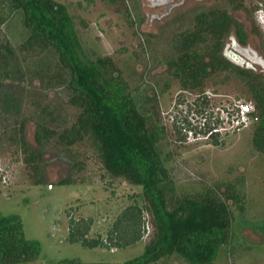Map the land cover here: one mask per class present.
Listing matches in <instances>:
<instances>
[{
    "label": "rangeland",
    "instance_id": "374dc122",
    "mask_svg": "<svg viewBox=\"0 0 264 264\" xmlns=\"http://www.w3.org/2000/svg\"><path fill=\"white\" fill-rule=\"evenodd\" d=\"M56 1L71 16L84 52L92 59L110 57L107 76L121 79L158 126V148L173 181L169 194L224 196L232 184L243 196L227 200L231 235L213 264H264V152L251 141L255 120L247 115L254 109L248 89L228 70L207 79L202 91L184 89L170 65L182 36L194 29L195 14L229 8L228 0ZM229 10L248 34L244 63L235 65L264 78V0H242L240 9ZM27 35L21 11L0 23V211L19 214L26 237L41 244L36 259L11 264L65 258L124 262L139 256L153 232L147 213L146 232L134 244L112 249L68 240L70 218H91L88 236L106 237L126 206L143 204L142 187L111 174L91 136L70 146L54 138L38 144L39 125L60 130L72 124L79 109L68 103L66 72L55 53L29 46ZM234 41V31L224 37L227 58L235 56ZM200 48L206 51L211 44ZM209 126L218 127V143ZM23 141L40 153L37 170L25 161ZM67 177L73 183H58ZM37 178L43 182L35 184ZM151 264L188 263L175 254Z\"/></svg>",
    "mask_w": 264,
    "mask_h": 264
},
{
    "label": "trees",
    "instance_id": "16d2710c",
    "mask_svg": "<svg viewBox=\"0 0 264 264\" xmlns=\"http://www.w3.org/2000/svg\"><path fill=\"white\" fill-rule=\"evenodd\" d=\"M229 8L238 10L242 0H228ZM229 8L214 7L195 14L194 29L181 38L177 57L170 62L182 88L203 90L207 79L221 71H231L248 89L254 109L247 115L255 120L252 144L264 152V78L252 70L230 62L223 53L224 37L231 31L241 44L248 34L245 24ZM22 12L27 29V44L51 50L66 72L68 103L79 109L75 120L60 130L39 125L36 140L41 146L54 138L70 146L91 136L105 168L113 175L142 187L143 204L126 206L116 218L106 237H90L92 219L70 218V242L89 247L120 248L141 240L150 219L153 232L150 242L139 256L124 262H88L78 258L50 261L48 264H151L163 257L178 255L188 264H213L231 235L232 210L227 200L242 199L232 184L227 193L198 192L174 197L169 194L173 181L158 148L160 130L149 122L121 79L107 76L113 67L110 57L90 58L66 7L56 0H0V23ZM210 43L211 48L200 46ZM218 121V120H217ZM210 137L218 143V127L209 126ZM24 142L25 161L37 170L40 153ZM43 182L37 178L35 184ZM59 184H70V177ZM243 195V194H242ZM147 214L151 217L147 219ZM41 252L36 239L27 238L19 214L0 211V264L29 262Z\"/></svg>",
    "mask_w": 264,
    "mask_h": 264
},
{
    "label": "flooded vegetation",
    "instance_id": "af4514ba",
    "mask_svg": "<svg viewBox=\"0 0 264 264\" xmlns=\"http://www.w3.org/2000/svg\"><path fill=\"white\" fill-rule=\"evenodd\" d=\"M234 37H235V40L236 41H234V55L235 56H230V54H228L227 56H228V60L230 61V62H232V63H236V62H239L240 64L241 63H244V58L242 57V52H246L247 51V49H246V47H245V45L247 44H241L238 40H237V38H236V36H235V34H234ZM225 52V51H224ZM247 54V53H246ZM248 58H250L251 60L253 59V58H255V54L254 55H250V54H247L246 55Z\"/></svg>",
    "mask_w": 264,
    "mask_h": 264
}]
</instances>
